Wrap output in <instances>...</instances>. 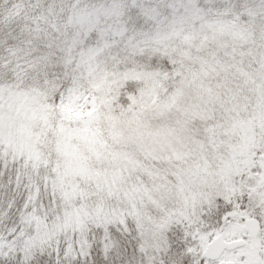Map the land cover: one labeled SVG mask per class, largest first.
Masks as SVG:
<instances>
[{"label": "snow or ice", "instance_id": "snow-or-ice-1", "mask_svg": "<svg viewBox=\"0 0 264 264\" xmlns=\"http://www.w3.org/2000/svg\"><path fill=\"white\" fill-rule=\"evenodd\" d=\"M0 264H264V0H0Z\"/></svg>", "mask_w": 264, "mask_h": 264}]
</instances>
